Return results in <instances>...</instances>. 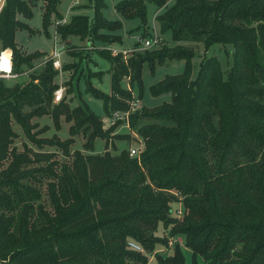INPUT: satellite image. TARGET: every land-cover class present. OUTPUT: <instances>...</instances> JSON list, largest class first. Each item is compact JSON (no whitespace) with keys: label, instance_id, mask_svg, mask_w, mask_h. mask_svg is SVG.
Returning <instances> with one entry per match:
<instances>
[{"label":"trees","instance_id":"1","mask_svg":"<svg viewBox=\"0 0 264 264\" xmlns=\"http://www.w3.org/2000/svg\"><path fill=\"white\" fill-rule=\"evenodd\" d=\"M61 1L0 0V52L12 51L14 74L47 55L17 41L19 30L36 32L26 21L33 7L42 2L49 35L53 18H63ZM90 2L93 17L73 15L56 25L57 33L63 40L121 42L115 32L123 22L105 16L106 0ZM151 3L160 10L161 33L171 32L176 44L129 60L108 54L111 92L91 80L86 88L110 116L130 108L135 85L143 97L146 65L154 73L167 60H184L181 73L150 87L166 99L131 113L129 127L140 140L118 132L123 121L106 128L86 102H55L59 70L52 59L26 84L0 77V264H149L150 254L158 264H187L185 248L191 264H264V0H118L115 9L144 29ZM192 42L207 50L232 45L229 68L205 57L193 77L195 49L184 44ZM46 116L57 131L67 122L70 137L46 135ZM79 135L83 150L73 149ZM97 138L106 141L103 152H96ZM133 138L141 149L135 157L118 145Z\"/></svg>","mask_w":264,"mask_h":264},{"label":"rangeland","instance_id":"2","mask_svg":"<svg viewBox=\"0 0 264 264\" xmlns=\"http://www.w3.org/2000/svg\"><path fill=\"white\" fill-rule=\"evenodd\" d=\"M2 1V0H1ZM118 0H106L107 8L104 10V14L107 18L111 20H120L123 22V28L116 31V34L123 36L121 42L115 44H106V43H94L92 37L81 39L78 36L72 35L68 39L63 40L61 36L56 31L57 21L66 22L70 21L71 17L76 14H86L90 17L94 15V9L91 6L90 0H62L59 4V11L62 14V19L53 18V24L50 28L49 35H46L43 30L42 25V2H39L33 7L34 15L31 19L26 20L30 26L36 31L35 33H29L28 31L19 30L17 33V41L20 45L23 46L27 52L40 51L45 52L47 55L45 57L37 58L34 61L35 66L31 69H28L27 72L16 75L15 77L9 78V84H15L17 82L21 84H26L29 80V73L35 72L41 68L47 59L50 58L52 52L59 51L61 53V69L59 70V75L56 77V81L59 83L60 87L64 90V96H66L72 106L78 104L88 103L91 108L97 113L103 116L105 127H109L114 124L111 123L109 116L105 115L103 101L97 99L90 95L87 91V83L89 80L93 83L95 87L101 89L105 92H111L112 84V74L110 72L111 62L107 58L108 54L112 56L122 55L125 60L133 57L139 52H144L146 50L159 49L162 45H171L176 44L172 39V33L167 32L162 34L159 28V24L156 20L157 14L160 12L159 9L154 4L148 5V25L142 28V21L138 18L135 19H126L115 9V5ZM147 32V36H143ZM157 31L161 36L162 40L160 44L145 48L141 41H137L138 37L143 40L151 39L154 37V32ZM139 42V43H138ZM138 43V44H137ZM137 44V45H136ZM189 46H192L195 49V56L193 58V67L192 74L195 77L200 69L201 61L205 57L217 56L220 60L223 70H227L232 62V53L234 47L230 44L222 45L215 44L211 46L208 50L205 48L204 44L201 42H192L184 43ZM1 53V52H0ZM8 55L5 54L3 57V62L8 60ZM185 68L184 60H167L162 65H158L155 72L152 73L150 68L146 65L143 71V97L141 98V91L138 85L133 87V95L136 98H141L143 105L147 107H153L163 102L166 99V96L154 97L150 92V87L163 79L168 74H178L181 73ZM100 71L104 72L102 78H98ZM91 74L93 77L90 79ZM123 87L125 89H130L131 86L128 83L127 79H124ZM140 110V109H138ZM136 110V111H138ZM133 111V112H136ZM132 112V113H133ZM42 125L49 124L51 129L46 133V135L51 136L54 133L62 139L70 137L69 124L65 121L62 122V128L57 131L53 126L52 120L50 117L46 116L40 119ZM143 125V122H140L139 126ZM118 132L125 134H132L136 136L135 138L140 140L139 135L137 134V129L131 130V128L124 122L119 126ZM134 138L129 143L128 141H119L118 145L120 150L124 147L129 149L132 147H138V141H133ZM19 141V140H18ZM85 139L82 135L76 137V142L73 145V149L83 150V143ZM138 142V143H136ZM105 139L97 138L95 142L96 152H103L105 150ZM141 145V144H140ZM142 146V145H141ZM120 150L116 151L119 152ZM63 159L62 156H60ZM164 234L163 226L159 228V235ZM180 243H184L182 236H179L175 239ZM163 254L167 255L171 250L160 249ZM185 253L187 255V264H191V252L188 248H185ZM149 264H158V261L155 255H149Z\"/></svg>","mask_w":264,"mask_h":264},{"label":"built area","instance_id":"3","mask_svg":"<svg viewBox=\"0 0 264 264\" xmlns=\"http://www.w3.org/2000/svg\"><path fill=\"white\" fill-rule=\"evenodd\" d=\"M64 21L65 20H63V21L58 20L57 24L63 23ZM153 34H154V37L151 39L143 40L142 38L138 37L137 41H141L145 48H150V47H153V46L160 44L162 38L159 35V33L157 31H155ZM59 51H55V52L53 51L52 55L49 58V59L53 60L54 67L56 69L62 68L61 58H60L61 53H59ZM5 54H7L8 58H9L7 66L2 65L3 57ZM15 76H16V74L13 73L12 51L8 50V49L1 51V53H0V77L12 78ZM63 95H64V90L62 87H59V89H57L55 91V94H54L55 102L61 101L63 98ZM143 106L144 105H143L142 99L134 97L132 99V101L130 102V108L128 110H126V111L115 110L112 112V114L109 116V119L111 120L110 122L115 123L117 121H123L125 124H127L129 126V118H130L131 113L133 111L141 109ZM140 152H141L140 148L132 147L130 150V155H131V157L139 156ZM177 213L179 216L182 215L183 211H182L181 207L177 210ZM129 246L131 248L136 249V250L143 251V248L139 244H137L136 242L129 241Z\"/></svg>","mask_w":264,"mask_h":264}]
</instances>
